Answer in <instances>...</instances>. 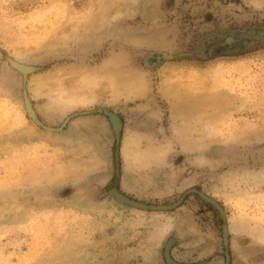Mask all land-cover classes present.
<instances>
[{
	"label": "rangeland",
	"instance_id": "obj_1",
	"mask_svg": "<svg viewBox=\"0 0 264 264\" xmlns=\"http://www.w3.org/2000/svg\"><path fill=\"white\" fill-rule=\"evenodd\" d=\"M0 264H264V0H0Z\"/></svg>",
	"mask_w": 264,
	"mask_h": 264
},
{
	"label": "water",
	"instance_id": "obj_2",
	"mask_svg": "<svg viewBox=\"0 0 264 264\" xmlns=\"http://www.w3.org/2000/svg\"><path fill=\"white\" fill-rule=\"evenodd\" d=\"M8 63L13 69L23 74L29 69L32 70L30 66L23 65L22 63H19L15 60L8 59ZM23 104L28 117L33 121V123L47 132H57V133L63 132L67 128L68 122L73 117L89 116V115H97V114L105 117L113 134L112 157H113L114 172L111 180L108 182V184L105 187V191L103 192V195H109L116 203L129 205L131 207L144 211H166L175 207L180 202L183 196H181L178 200L170 204H165V205L145 204L142 202L134 201L129 197L121 194L117 190L116 185L119 180V146L121 142V134H122V126H123L122 125L123 119L120 114L114 113L107 108H98V109L84 110L80 112H73L67 115L58 126L51 127L48 125H44L40 122L24 89H23Z\"/></svg>",
	"mask_w": 264,
	"mask_h": 264
},
{
	"label": "crops",
	"instance_id": "obj_3",
	"mask_svg": "<svg viewBox=\"0 0 264 264\" xmlns=\"http://www.w3.org/2000/svg\"><path fill=\"white\" fill-rule=\"evenodd\" d=\"M87 118H89V117H87ZM89 119H91V118H89ZM89 119H88V120H89ZM122 119H123V120H122V125H123V126H122V133H123V132L125 131V126L127 125V124H126V121H127V120L124 118V116L122 117Z\"/></svg>",
	"mask_w": 264,
	"mask_h": 264
},
{
	"label": "flooded vegetation",
	"instance_id": "obj_4",
	"mask_svg": "<svg viewBox=\"0 0 264 264\" xmlns=\"http://www.w3.org/2000/svg\"><path fill=\"white\" fill-rule=\"evenodd\" d=\"M189 192H197L196 190H189ZM198 193V192H197Z\"/></svg>",
	"mask_w": 264,
	"mask_h": 264
}]
</instances>
